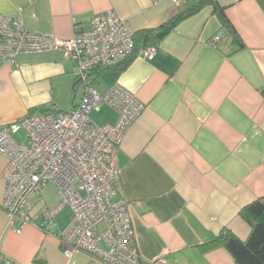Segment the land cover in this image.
I'll return each instance as SVG.
<instances>
[{
  "label": "crops",
  "instance_id": "crops-1",
  "mask_svg": "<svg viewBox=\"0 0 264 264\" xmlns=\"http://www.w3.org/2000/svg\"><path fill=\"white\" fill-rule=\"evenodd\" d=\"M199 2L0 0V15L28 32L69 39L112 10L138 36ZM219 32L224 39L214 47L210 42ZM154 48L153 61L133 57L90 74V87L100 96L119 85L146 105L118 155L119 195L129 207L141 264L161 256L169 264H236L224 247L204 245L225 231L246 241L251 228L240 212L264 198V0L206 2ZM77 73V63L60 52L22 55L13 66L0 61V130L36 110L78 106L86 88ZM90 117L102 127L115 125L119 116L105 105ZM13 137L24 142L25 133ZM5 166L0 155V264H104L84 252L65 254L62 234L74 216L64 207L48 217L61 202L53 183L33 200L32 224L21 234L9 230L2 208Z\"/></svg>",
  "mask_w": 264,
  "mask_h": 264
},
{
  "label": "built area",
  "instance_id": "built-area-1",
  "mask_svg": "<svg viewBox=\"0 0 264 264\" xmlns=\"http://www.w3.org/2000/svg\"><path fill=\"white\" fill-rule=\"evenodd\" d=\"M186 0H152L154 5L172 2L177 7ZM135 33L129 24L110 10L96 15L88 32L59 39L28 32L20 22L0 15V61L13 66L27 54L60 52L78 65V79L85 86L82 102L67 110L31 112L0 130V155L6 159V182L2 208L7 228L21 234L32 224L33 200L53 183L61 202L52 217L64 207L74 220L62 234L65 254L84 252L104 264H141L135 247V232L129 207L119 195L121 170L118 155L129 128L146 109L135 94L117 85L104 96L90 86L96 68L120 66L133 57L153 61L156 49L135 48ZM224 32L210 44L218 46ZM118 113L115 125L98 126L90 115L103 106ZM24 131V142L13 136ZM104 229L99 232L98 228ZM154 264H169L166 256ZM7 264H12L7 262Z\"/></svg>",
  "mask_w": 264,
  "mask_h": 264
},
{
  "label": "trees",
  "instance_id": "trees-1",
  "mask_svg": "<svg viewBox=\"0 0 264 264\" xmlns=\"http://www.w3.org/2000/svg\"><path fill=\"white\" fill-rule=\"evenodd\" d=\"M211 0H200V2L193 8L182 14H179L175 19L152 31H145L138 36L135 35V48L138 51L142 48L154 47L160 40L169 34L183 18L196 13L202 5ZM219 17L222 21L223 27L230 35L238 42L239 38L231 23L226 18L224 12L219 10ZM144 47H139L140 44ZM34 112H48L41 109ZM241 217L249 224L251 233L246 241H242L234 234L225 231L218 236L213 242L204 245L205 250L215 247H224L233 257L236 264H264V198H261L248 206L244 207L240 212Z\"/></svg>",
  "mask_w": 264,
  "mask_h": 264
},
{
  "label": "rangeland",
  "instance_id": "rangeland-1",
  "mask_svg": "<svg viewBox=\"0 0 264 264\" xmlns=\"http://www.w3.org/2000/svg\"><path fill=\"white\" fill-rule=\"evenodd\" d=\"M17 139L19 138V136H15Z\"/></svg>",
  "mask_w": 264,
  "mask_h": 264
}]
</instances>
